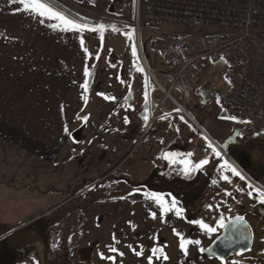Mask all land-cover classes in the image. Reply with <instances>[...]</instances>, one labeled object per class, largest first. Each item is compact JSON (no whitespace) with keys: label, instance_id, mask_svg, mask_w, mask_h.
Listing matches in <instances>:
<instances>
[{"label":"rangeland","instance_id":"rangeland-1","mask_svg":"<svg viewBox=\"0 0 264 264\" xmlns=\"http://www.w3.org/2000/svg\"><path fill=\"white\" fill-rule=\"evenodd\" d=\"M62 5L96 22V26H105L101 31L104 37L102 61L107 55L117 58L118 64L127 59L134 63L137 55L140 58L136 40V0H96L93 4L88 0L82 4L64 0ZM149 37L141 32L139 46L146 65L160 81L159 56L151 54ZM224 75L222 64L205 63L203 70L184 84L182 95L175 90L171 96L182 109L191 112L195 121H200L203 117L199 115L202 111H197L199 105L208 103L215 107L213 104L226 86ZM148 80L150 94L156 91L155 97L164 100V95ZM168 85L161 84L165 90ZM87 105L93 110L77 119L75 128L65 132V141L63 137L52 163L29 156L7 157L11 148L1 149L4 156L0 155V264H148L153 247L162 248L168 259L154 257L152 264H264V204L254 199L255 193L253 197L247 194L251 189H237L242 181L238 179L237 185L230 172L231 183L219 180L212 185V192L206 189V186L211 187L208 168L217 161L211 150L205 156L210 162L202 170L195 171L190 182H150L151 178H156L157 156L153 154L156 143L148 146L146 133L142 130L141 134L140 129H147L160 117H168L162 119L172 120V126H183L180 119L183 115L169 100L165 98L163 110L154 114L148 112L149 102L147 120L136 115L110 119L91 101ZM152 106L156 109L155 104ZM213 116L209 128L215 129L222 138H231L234 128L230 123L220 118L217 111ZM156 126L149 128L147 136ZM195 133L192 130L187 134L182 132L187 142L180 139L178 156L187 154L185 148L193 152L192 142L200 143ZM208 133L214 138L210 131ZM216 142L219 146V140ZM232 145V151L214 147L221 152L223 160L245 172L255 182V188L264 189V136L252 141L236 136ZM147 153L148 160H145ZM151 194L163 196L168 204L174 198L177 207L183 209L182 215L177 216L174 210L162 213L160 206L150 198ZM152 213H156L155 218ZM221 214L226 224L236 216H243L251 229L252 245L248 252L220 261L199 249H208L223 228L208 235L190 221L203 220L216 227ZM176 232L185 239L200 240L201 244L188 245L185 255L179 248L180 236ZM141 250L143 255H136Z\"/></svg>","mask_w":264,"mask_h":264},{"label":"crops","instance_id":"crops-1","mask_svg":"<svg viewBox=\"0 0 264 264\" xmlns=\"http://www.w3.org/2000/svg\"><path fill=\"white\" fill-rule=\"evenodd\" d=\"M56 1L61 4L64 2ZM40 19L24 12L18 3L0 0V155L4 156L1 149L7 147L12 150L7 157L29 156L50 164L56 158L65 128H75L77 119L93 110V107L88 109L90 101L93 106L96 105L106 113L107 118L116 119L135 115L145 104L150 102L153 105L156 97H150L149 80L138 55L134 63L127 59V62L114 64L108 62L110 55L102 61L104 37L101 31L64 32L50 27L56 21L45 19L40 23ZM81 39L84 41L83 47ZM85 68L89 73L95 69L97 71L89 90L83 87L88 77L84 75ZM104 75L105 78H102ZM213 105L215 107L208 103L199 105L197 111L201 110L199 115L203 117L200 121H195L191 112H187V117L181 115L183 126H172V120L165 122L163 119L168 117H160L152 123L151 126H157L150 136L147 134L151 126L140 129L141 134L142 130L146 133L147 145L153 147L156 143L153 150V154L157 156L156 178H151L150 182L164 184L190 182L193 179L195 172L185 176L183 165L179 162L183 157L177 155L181 153L180 139L187 142L182 132L187 134L192 130L198 133L200 143L195 144L188 138L194 151L184 149L186 153H193L190 158L193 162L205 158L207 151L211 150L207 147L209 141L213 146L217 144L218 148L220 146L225 150H233L232 142L234 143L238 132L231 121L224 118L234 128L231 138H222L215 129L209 128L215 111L220 118L225 117L218 109L217 99ZM203 126L219 140V146ZM65 138L66 136L64 141ZM160 138L163 142L159 141ZM164 154H176L177 163L164 159ZM148 156L149 153L144 159L148 160ZM222 162L217 158L216 163L208 168V183L211 187L206 186V189L211 192L214 185L212 181L216 180L218 183L221 180L217 169ZM162 170H165L164 174L160 173ZM238 171L245 180H241L242 183L238 185L237 180L240 178L232 176L238 185L237 189L248 190L249 182L255 186V182L245 172L240 169ZM224 174L228 175V172ZM221 190L225 192L224 189Z\"/></svg>","mask_w":264,"mask_h":264},{"label":"built area","instance_id":"built-area-1","mask_svg":"<svg viewBox=\"0 0 264 264\" xmlns=\"http://www.w3.org/2000/svg\"><path fill=\"white\" fill-rule=\"evenodd\" d=\"M135 14L141 64L157 92L164 95V100L156 101L154 113L163 110L166 98L186 116L171 93L177 90L182 95L184 84L205 63H220L226 86L217 98L218 109L225 117H236L227 120L240 140L264 136V0H136ZM141 32L150 36L151 54L159 56L160 81L142 56ZM163 82L169 84L167 90Z\"/></svg>","mask_w":264,"mask_h":264},{"label":"snow or ice","instance_id":"snow-or-ice-1","mask_svg":"<svg viewBox=\"0 0 264 264\" xmlns=\"http://www.w3.org/2000/svg\"><path fill=\"white\" fill-rule=\"evenodd\" d=\"M12 3L22 6V10L26 13H29L33 16L40 17V23H43L45 19L48 20H54L56 23L50 25L53 29L59 30V31H76V32H82L84 30L89 31H103L105 26L104 25H98L95 27H90L86 23H80L76 19H73L67 15H65L62 11L57 10L55 7H53L50 3V0H11ZM116 30V29H113ZM131 38V36L129 37ZM84 41L81 39V46L83 47ZM87 51V49H85ZM135 48H133V55H135ZM142 71V69H139ZM84 75L87 77L90 75L87 68H85ZM85 89H87L88 85L87 82L83 85ZM107 98V97H106ZM114 99V98H112ZM219 103V101H217ZM177 111H179L177 109ZM163 118V117H162ZM226 119L236 120V117H222ZM147 120V117L144 118ZM181 120H183V117H180ZM127 123V119L125 120ZM242 123H249L248 121H240ZM178 130V129H177ZM65 131L67 132L68 129L65 128ZM207 147L211 149L213 156L215 158H219L223 160L221 156V152L218 151L212 143L209 141L207 144ZM193 153H187L184 155L182 159L179 160V162L183 165L182 171L185 176L190 175L192 172L200 171L202 170L210 161L208 158L201 159L198 162H193L190 158L192 157ZM164 159H169L171 163L175 164L177 163L176 154H165L163 156ZM218 172H220V179L223 180L226 183H231V179L229 175H225V172H230L232 176L239 177L241 180H245V177L235 168L233 167L227 160H223V162L219 165V168L217 169ZM213 184H216L217 181L213 180ZM251 191H249L247 194L250 197H253V194L255 193L254 199H256L260 204H264V189L255 188L251 183L247 185ZM230 195V193H229ZM152 200H154L161 208L162 213H168L171 211H175L177 216H181L183 213L182 208L177 207V201L173 198L171 201V204H168V202L164 199L163 196L159 194H151L150 197ZM209 209L212 208L211 205L208 206ZM218 207V206H217ZM156 213H152V217L155 218ZM225 217L223 214L220 215L217 226L212 227L209 226L207 223H205L203 220H192L190 223L194 225H198L199 229L204 232L205 234L211 235L213 233L217 232L218 228H226L228 224L225 223ZM236 222H243L244 217L243 216H236L235 217ZM232 221H229V224H232ZM234 226V225H233ZM175 231V230H174ZM177 235L180 236V244L179 248L180 250L187 255L188 252V245H197L199 246L201 244L200 240H190L185 239L182 235L177 233ZM131 247V246H130ZM111 251L115 252L117 251L115 248H110ZM201 252L204 251L203 248L199 249ZM135 251V249H133ZM152 255L148 256V264H152L153 258L159 259L160 256H163V259L167 260L168 257L166 254H164L162 248H156L153 247L151 249ZM159 254V255H158ZM102 255V254H101ZM120 255H123V253H120ZM136 255H143V251L136 252ZM103 258V255H102ZM109 259H115L114 257H110ZM221 260H223L222 257H220Z\"/></svg>","mask_w":264,"mask_h":264},{"label":"water","instance_id":"water-1","mask_svg":"<svg viewBox=\"0 0 264 264\" xmlns=\"http://www.w3.org/2000/svg\"><path fill=\"white\" fill-rule=\"evenodd\" d=\"M75 4H82L84 0H71ZM93 4L96 0H88ZM92 82V75L87 80V90L90 89ZM155 108L151 105L149 113H153ZM232 224L228 223L226 228H223L221 235L211 244L208 249L203 253L208 256L215 257L220 260V257L225 260L226 258L236 255L244 254L248 252L252 245V233L248 224L243 222L232 221ZM234 225V226H233ZM178 232H176L177 234Z\"/></svg>","mask_w":264,"mask_h":264},{"label":"trees","instance_id":"trees-1","mask_svg":"<svg viewBox=\"0 0 264 264\" xmlns=\"http://www.w3.org/2000/svg\"><path fill=\"white\" fill-rule=\"evenodd\" d=\"M50 3L57 10L62 11L65 15H67V16L73 18V19H76L78 22H80V23H86L90 27H95L96 26V22L86 20L85 18L79 16L78 14H75L74 12H72L71 10H69L68 8H66L65 6H63L60 2H58L56 0H50Z\"/></svg>","mask_w":264,"mask_h":264},{"label":"flooded vegetation","instance_id":"flooded-vegetation-1","mask_svg":"<svg viewBox=\"0 0 264 264\" xmlns=\"http://www.w3.org/2000/svg\"><path fill=\"white\" fill-rule=\"evenodd\" d=\"M84 2H85V0H84ZM107 59V58H106ZM108 62H111V63H114V64H117L116 62H117V58H114L113 57V59L112 58H108ZM96 70V69H95ZM92 71V72H90V75L87 77V80H88V78L92 75V81L94 80V78H95V75L97 74V71ZM159 100H161V99H155L154 100V104L156 103V101H159ZM146 114H147V104H145L144 106H142V107H140V109L137 111V113L135 114L136 116H137V118H139V119H144L145 118V116H146ZM223 230V229H222Z\"/></svg>","mask_w":264,"mask_h":264},{"label":"bare ground","instance_id":"bare-ground-1","mask_svg":"<svg viewBox=\"0 0 264 264\" xmlns=\"http://www.w3.org/2000/svg\"><path fill=\"white\" fill-rule=\"evenodd\" d=\"M163 95V94H162ZM184 111V110H183ZM184 114L186 115L185 117H187V112L186 111H184ZM189 117V116H188ZM193 122V121H192ZM193 124H194V122H193Z\"/></svg>","mask_w":264,"mask_h":264}]
</instances>
